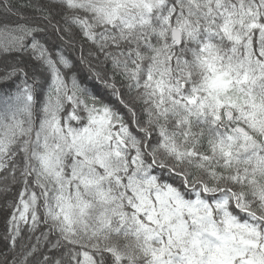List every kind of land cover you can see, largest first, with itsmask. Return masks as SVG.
<instances>
[{
  "label": "snow or ice",
  "instance_id": "1",
  "mask_svg": "<svg viewBox=\"0 0 264 264\" xmlns=\"http://www.w3.org/2000/svg\"><path fill=\"white\" fill-rule=\"evenodd\" d=\"M24 8L0 0V264H264V0Z\"/></svg>",
  "mask_w": 264,
  "mask_h": 264
},
{
  "label": "trees",
  "instance_id": "2",
  "mask_svg": "<svg viewBox=\"0 0 264 264\" xmlns=\"http://www.w3.org/2000/svg\"><path fill=\"white\" fill-rule=\"evenodd\" d=\"M31 0H15V6L18 9H22L24 11H29L34 13V9H26L24 8V5L27 3H30ZM10 19H18V17H9ZM72 54L75 56L76 55V50L74 48L70 49ZM79 60V57H76ZM81 68H83V65L81 64ZM85 79H88V73L85 72ZM11 215V212L6 211V210H0V230H3L7 227V219Z\"/></svg>",
  "mask_w": 264,
  "mask_h": 264
},
{
  "label": "rangeland",
  "instance_id": "3",
  "mask_svg": "<svg viewBox=\"0 0 264 264\" xmlns=\"http://www.w3.org/2000/svg\"><path fill=\"white\" fill-rule=\"evenodd\" d=\"M0 15H2V14H0Z\"/></svg>",
  "mask_w": 264,
  "mask_h": 264
}]
</instances>
